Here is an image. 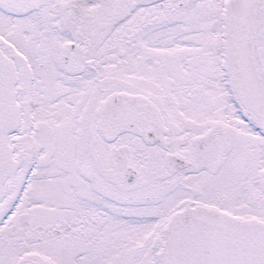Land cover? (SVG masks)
Segmentation results:
<instances>
[{"label": "snow or ice", "instance_id": "1", "mask_svg": "<svg viewBox=\"0 0 264 264\" xmlns=\"http://www.w3.org/2000/svg\"><path fill=\"white\" fill-rule=\"evenodd\" d=\"M0 264H264V0H0Z\"/></svg>", "mask_w": 264, "mask_h": 264}]
</instances>
